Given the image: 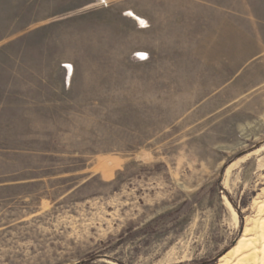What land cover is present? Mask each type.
Segmentation results:
<instances>
[{
  "label": "rangeland",
  "instance_id": "1",
  "mask_svg": "<svg viewBox=\"0 0 264 264\" xmlns=\"http://www.w3.org/2000/svg\"><path fill=\"white\" fill-rule=\"evenodd\" d=\"M93 2L0 44V264L229 259L262 217L264 0Z\"/></svg>",
  "mask_w": 264,
  "mask_h": 264
},
{
  "label": "crops",
  "instance_id": "2",
  "mask_svg": "<svg viewBox=\"0 0 264 264\" xmlns=\"http://www.w3.org/2000/svg\"><path fill=\"white\" fill-rule=\"evenodd\" d=\"M151 1L156 7L158 0ZM93 3V0H0V44L14 43L15 39L27 33V29L42 28L43 22L58 18L59 14L76 12ZM132 12L129 13L134 19L141 18ZM133 24L127 22L125 25L131 28Z\"/></svg>",
  "mask_w": 264,
  "mask_h": 264
},
{
  "label": "bare ground",
  "instance_id": "3",
  "mask_svg": "<svg viewBox=\"0 0 264 264\" xmlns=\"http://www.w3.org/2000/svg\"><path fill=\"white\" fill-rule=\"evenodd\" d=\"M228 168H232L231 164ZM225 203L237 220V213L226 198ZM258 211L262 217L254 221L252 228H244L243 233L228 250V255L226 254L229 259L220 257L218 264H264V202L258 205Z\"/></svg>",
  "mask_w": 264,
  "mask_h": 264
}]
</instances>
